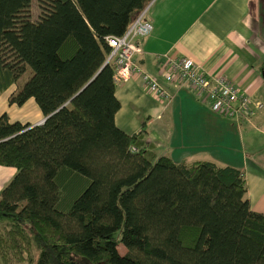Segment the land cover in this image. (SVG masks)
Returning <instances> with one entry per match:
<instances>
[{
  "label": "trees",
  "instance_id": "obj_1",
  "mask_svg": "<svg viewBox=\"0 0 264 264\" xmlns=\"http://www.w3.org/2000/svg\"><path fill=\"white\" fill-rule=\"evenodd\" d=\"M37 1L33 20L32 0H0V92L29 71L8 102L54 113L32 127L0 115V165L16 170L0 191V264H264L243 170L157 156L144 125L115 124L107 38L150 0Z\"/></svg>",
  "mask_w": 264,
  "mask_h": 264
},
{
  "label": "crops",
  "instance_id": "obj_2",
  "mask_svg": "<svg viewBox=\"0 0 264 264\" xmlns=\"http://www.w3.org/2000/svg\"><path fill=\"white\" fill-rule=\"evenodd\" d=\"M143 9L152 30L138 40L134 62L169 97L151 95L139 74L116 83L115 124L128 134L144 125L157 156L243 170L251 209L264 213V111L242 121L218 115L188 86L167 82L163 67L166 56L192 58L209 76L233 81L264 104V0H150ZM16 88L0 92V115L23 124L41 121L45 116L32 98L21 106L8 102ZM15 172L0 165V191Z\"/></svg>",
  "mask_w": 264,
  "mask_h": 264
},
{
  "label": "built area",
  "instance_id": "obj_3",
  "mask_svg": "<svg viewBox=\"0 0 264 264\" xmlns=\"http://www.w3.org/2000/svg\"><path fill=\"white\" fill-rule=\"evenodd\" d=\"M146 9L138 12L121 36L107 38L110 53L107 61L114 64V80L124 82L139 74L146 90L158 99H167L169 94L152 75L142 71L134 62V55L141 52L138 40L150 34L152 25L145 19ZM164 79L169 83L186 85L208 106L222 116L234 121L248 120L264 104L242 92L235 83L225 77H211L192 58L165 57Z\"/></svg>",
  "mask_w": 264,
  "mask_h": 264
},
{
  "label": "rangeland",
  "instance_id": "obj_4",
  "mask_svg": "<svg viewBox=\"0 0 264 264\" xmlns=\"http://www.w3.org/2000/svg\"><path fill=\"white\" fill-rule=\"evenodd\" d=\"M30 13H31V18L33 20H38L39 15H40V9L38 7V1L37 0H32L31 7H30ZM28 76H29V71H26L17 80L15 86L20 87L25 82V80L27 79ZM33 104H35V102H33ZM28 109L30 110V108H28ZM29 113H30V117H33V111H30ZM118 251H119V253L124 254L127 250L123 245L119 244ZM37 255H38V249L34 246V248H33L34 259L37 258ZM10 264H34V262L29 263L27 261H12V263H10Z\"/></svg>",
  "mask_w": 264,
  "mask_h": 264
},
{
  "label": "water",
  "instance_id": "obj_5",
  "mask_svg": "<svg viewBox=\"0 0 264 264\" xmlns=\"http://www.w3.org/2000/svg\"><path fill=\"white\" fill-rule=\"evenodd\" d=\"M88 84V83H87ZM86 87V85L83 87V88H85ZM83 88L79 91V92H81L82 90H83ZM78 92V93H79ZM77 93V94H78ZM57 111V110H56ZM56 111H54V112H56ZM52 114H54V113H51L50 115H52ZM50 115H48V116H45L41 121H39L38 123H35V124H32V125H30V127H32V126H35V125H40V124H42Z\"/></svg>",
  "mask_w": 264,
  "mask_h": 264
}]
</instances>
